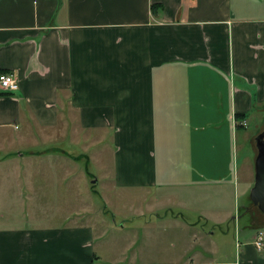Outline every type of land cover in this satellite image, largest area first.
Segmentation results:
<instances>
[{"label":"crops","instance_id":"0c3cea01","mask_svg":"<svg viewBox=\"0 0 264 264\" xmlns=\"http://www.w3.org/2000/svg\"><path fill=\"white\" fill-rule=\"evenodd\" d=\"M263 10V0H0V71L18 82L0 89V264H264V242L254 245L264 218L249 198L219 209L224 191L239 193V123L264 104V17H249ZM38 139L47 147H20ZM77 141L95 153L58 147ZM90 162L128 190L113 199L133 213L119 225L91 203ZM20 199L50 216L21 222ZM127 223L140 224L123 239Z\"/></svg>","mask_w":264,"mask_h":264},{"label":"rangeland","instance_id":"374dc122","mask_svg":"<svg viewBox=\"0 0 264 264\" xmlns=\"http://www.w3.org/2000/svg\"><path fill=\"white\" fill-rule=\"evenodd\" d=\"M264 3V0H263ZM252 15L255 16H249L250 18H254V19H259L260 17H264V10L262 12H256V13H251ZM252 110L250 111V113L247 114L246 117V126L243 127L240 125L239 126L242 129H238L236 131V137H235V161H236V172H237V176H238V181H237V186H238V194L233 195L229 192V191H224L227 194V199H225V202L219 206V209L223 208V209H229L232 206H234L235 204V209L237 208H242L243 206H245L248 203V199L249 198V194H245V189H246V185L245 184H249V191L253 186L254 183V161H255V157L257 154V150L255 147V142L254 139L257 136V134H259V132L262 130V127L264 126V104L262 105H255L252 104ZM72 119H70L69 121L74 125L75 122V118H73V116H71ZM37 138H38V133L36 134ZM79 136L78 135H73V139H77L78 140ZM38 143L37 140L35 141V145H28L29 143L26 142L24 143L22 146L20 147H24L25 149H28V146H32L34 147L35 150H38L41 148V146L43 145L44 147H47L48 145V141L45 139H38ZM68 141V140H67ZM38 144V145H37ZM81 144H85L86 147L89 149L88 152L90 151V154H94L95 153V148H93L95 146V143L92 141H87L86 142H81V141H77V143H74L75 146L72 147H68L66 145V143L62 142L61 144H58V147L61 148H65L69 153H78L80 152V145ZM111 145V143H110ZM43 147V148H44ZM17 149H13L11 152L14 153V157H18L17 156ZM64 152V151H63ZM21 153H25L24 151H21ZM2 154H4V152L0 151V159L2 157ZM26 155V154H25ZM88 155V156H89ZM107 156V157H106ZM112 156L111 150H109V147L107 148V151H105V159H110V157ZM38 158V157H36ZM47 158V157H46ZM107 164L109 165L110 162H107ZM105 168V167H104ZM103 168V169H104ZM25 170H30L29 168H22ZM88 171H89V176H93V177H99L98 179V183H94L92 184V178L91 177H87L88 180V187L90 186L92 190L89 191L90 194V198H91V203L93 204L94 207H97V211L98 212H102V210L107 209L109 212H111V215H115L113 218L116 219V223L117 225H119L122 221H121V216H132V212H131V207L128 204V202H126V205L123 206V211L122 210H118V206L117 204L114 202L113 199H115L118 196H128V190L126 189H118L115 190L113 188V176H112V172H111V168L106 167L105 168V175L106 177H104L107 182L105 185L104 184V178L100 177L101 173L99 168H97L96 166H94V164L92 162H90V166L88 167ZM3 175L1 169H0V183L3 181V178L1 177ZM26 177H28L27 173H25ZM20 184L22 186V188L25 187V185L22 183L21 179H20ZM1 187V186H0ZM89 189V188H88ZM249 191H247V193H249ZM230 194H231V198H230ZM104 195V196H103ZM248 195V196H247ZM250 200V199H249ZM26 201V199H20V202ZM82 200H72L70 202L69 205H72V203H77V202H81ZM87 201H89L87 199ZM1 202V199H0ZM29 200L26 201V209L25 212L20 216L21 222L27 223V222H41L42 218L45 217H49V216H44V215H38L35 216L37 221H35V217L33 215H29L27 214V210H28V204H29ZM43 206L48 207L49 203L47 201L42 202ZM216 205L218 206V203L215 201ZM251 201L249 202V206L251 205ZM202 208L206 207V204H202L201 205ZM253 207V206H252ZM255 208V207H253ZM47 210V209H46ZM257 212H259L256 208L254 209ZM74 214H76L75 212H69L66 215H58L56 216L55 219L51 220V223H60L62 222V218L65 217H70L73 216ZM52 217H55L52 215ZM7 218H9L8 216H3L2 215V211H1V206H0V226L4 225L5 223H7ZM109 218H112V216ZM140 222H142L144 219H139ZM142 220V221H141ZM232 221L229 220V223H231ZM140 223H134V225L131 224H126L127 226L124 228V235L121 234V236L123 237V239H128V237L131 238L134 229H136L135 226L139 225ZM238 226V225H237ZM226 230L223 231L222 233H226L229 230V233L227 235V238L229 240L232 241L233 237V231H232V226L231 225H226L225 226ZM215 234L218 235V237L220 238V240H224L223 238H221L220 232L218 229L215 230ZM262 232V231H260ZM258 232V233H260Z\"/></svg>","mask_w":264,"mask_h":264},{"label":"water","instance_id":"95a60500","mask_svg":"<svg viewBox=\"0 0 264 264\" xmlns=\"http://www.w3.org/2000/svg\"><path fill=\"white\" fill-rule=\"evenodd\" d=\"M257 154L254 161V183L249 191V199L264 216V131L255 139Z\"/></svg>","mask_w":264,"mask_h":264},{"label":"built area","instance_id":"2783aa9c","mask_svg":"<svg viewBox=\"0 0 264 264\" xmlns=\"http://www.w3.org/2000/svg\"><path fill=\"white\" fill-rule=\"evenodd\" d=\"M0 89L6 92H16L18 90V82L13 73H2L0 74ZM241 126L245 127L246 122L240 123ZM264 234L260 232L257 234V239L254 242L255 247L259 250L263 247Z\"/></svg>","mask_w":264,"mask_h":264},{"label":"trees","instance_id":"16d2710c","mask_svg":"<svg viewBox=\"0 0 264 264\" xmlns=\"http://www.w3.org/2000/svg\"><path fill=\"white\" fill-rule=\"evenodd\" d=\"M2 73H6V72H4V71H0V74H2ZM245 117H246V115H244V114H236L235 115V118H236V120H238V121H242V120H244L245 119ZM251 205L252 206H254L252 203H251ZM256 209H257V207L256 206H254ZM258 210V209H257ZM259 211V210H258ZM260 213V212H259ZM261 214V213H260ZM262 215V214H261ZM263 216V215H262ZM263 218H264V216H263Z\"/></svg>","mask_w":264,"mask_h":264},{"label":"flooded vegetation","instance_id":"af4514ba","mask_svg":"<svg viewBox=\"0 0 264 264\" xmlns=\"http://www.w3.org/2000/svg\"><path fill=\"white\" fill-rule=\"evenodd\" d=\"M263 131H264V126L262 127V130L259 132V134L262 133ZM257 135H258V134H257Z\"/></svg>","mask_w":264,"mask_h":264}]
</instances>
